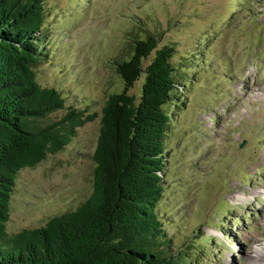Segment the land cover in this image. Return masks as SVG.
<instances>
[{
  "label": "rangeland",
  "instance_id": "rangeland-1",
  "mask_svg": "<svg viewBox=\"0 0 264 264\" xmlns=\"http://www.w3.org/2000/svg\"><path fill=\"white\" fill-rule=\"evenodd\" d=\"M47 58L36 82L93 114L17 171L9 235L74 209L91 190L101 107L122 88L113 60L135 39L172 46L162 192L154 206L176 264H264V0H40ZM142 59L141 66L152 56ZM141 76L128 94L139 95ZM174 103V104H172Z\"/></svg>",
  "mask_w": 264,
  "mask_h": 264
},
{
  "label": "trees",
  "instance_id": "trees-1",
  "mask_svg": "<svg viewBox=\"0 0 264 264\" xmlns=\"http://www.w3.org/2000/svg\"><path fill=\"white\" fill-rule=\"evenodd\" d=\"M42 20L40 0H0V264H176L165 252L169 238L154 206L163 184L164 105L179 82L170 62L174 48L155 49L153 35L133 40L127 59L113 60L122 88L100 110L88 196L43 225L5 232L17 171L60 150L74 128L93 119L69 106L45 120L64 101L40 86L32 69L47 58ZM140 76L135 98L128 89Z\"/></svg>",
  "mask_w": 264,
  "mask_h": 264
}]
</instances>
